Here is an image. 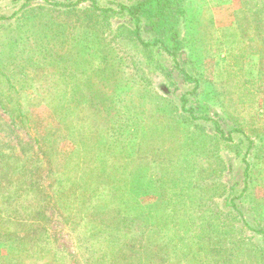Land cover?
I'll list each match as a JSON object with an SVG mask.
<instances>
[{
    "label": "rangeland",
    "instance_id": "rangeland-1",
    "mask_svg": "<svg viewBox=\"0 0 264 264\" xmlns=\"http://www.w3.org/2000/svg\"><path fill=\"white\" fill-rule=\"evenodd\" d=\"M78 1L0 0V264H264V0Z\"/></svg>",
    "mask_w": 264,
    "mask_h": 264
},
{
    "label": "trees",
    "instance_id": "trees-1",
    "mask_svg": "<svg viewBox=\"0 0 264 264\" xmlns=\"http://www.w3.org/2000/svg\"><path fill=\"white\" fill-rule=\"evenodd\" d=\"M83 2H90L91 3V7L93 10L97 11V12H100V13H116V14H124V16L128 17L132 23H134V35L138 38V40L141 41V43L148 47V46H160V47H163L164 49H166L168 52H170L171 50H169L163 43V41L160 39V40H157L154 42V44H147L143 41L142 39V36H141V29H140V26H141V23H142V20H141V14H142V7L139 3L136 4V5H132V6H129V5H120V9L119 10H114L113 8H105V7H102L98 4V1L97 0H79L78 2L76 3H52V5L54 6H59V7H64V8H72V7H75V6H78L80 5L81 3ZM150 2H153V1H150ZM157 5H158V9H164V8H167V13L170 11L171 8H174L175 6L178 5V3H176V0H157ZM161 15H165V12H162L160 14ZM2 19H8V18H0V20ZM163 20H158V21H155L156 24H163ZM172 55H174L173 53H170ZM175 56V55H174ZM185 74V73H184ZM185 78L188 79L189 81L191 80V78L185 74ZM182 107L185 111H187L189 114H190V117L192 118H195L197 119V117L194 115V110L193 109H187L186 108V105H187V100L185 98H182ZM14 107V105H13ZM11 109V113L10 115H12V117H15L19 112L16 110V106L15 108ZM17 118V117H15ZM215 127H216V131L217 133L220 135V137H224L225 138V133L222 131L220 125L218 123L215 122ZM249 140V139H248ZM249 148H248V152H249V149L251 148V145H252V141L249 140ZM9 158H6L4 155L0 156V198L2 197V195H5V191L9 188V185L6 184L7 182V179L10 177L8 176L9 174V171L12 169L11 165L9 164ZM250 172V165L248 163H246V169H245V172H244V177H245V180H247L249 178V173ZM15 171H13V175H15ZM18 177V183H19V186L20 185H24V181H23V178L25 177H28V173H25L23 174L22 176H16ZM12 179V178H11ZM9 183L11 182L9 179H8ZM12 185V184H10ZM28 189H32V186H27ZM17 189V188H16ZM3 193V194H2ZM25 198L29 199V196L28 194H25ZM26 199V200H27ZM3 204L5 205V198H1ZM32 206V205H31ZM36 207V204L34 205ZM233 209L236 210V211H239L238 210V207L233 204ZM2 210H6V209H2ZM1 220V219H0ZM264 231V230H263ZM262 230H259L257 231L258 233H264Z\"/></svg>",
    "mask_w": 264,
    "mask_h": 264
}]
</instances>
